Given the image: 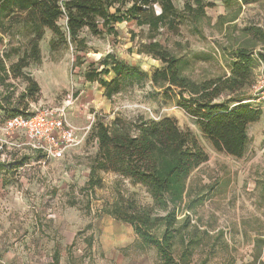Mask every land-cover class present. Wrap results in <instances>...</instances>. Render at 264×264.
I'll return each instance as SVG.
<instances>
[{"label": "trees", "instance_id": "1", "mask_svg": "<svg viewBox=\"0 0 264 264\" xmlns=\"http://www.w3.org/2000/svg\"><path fill=\"white\" fill-rule=\"evenodd\" d=\"M178 9L172 0H0V35H7L22 24L29 33L23 55L6 65L0 55V83L5 93L0 100V122L17 115H30L28 105L37 100L39 87L25 72L30 64L41 62L39 42L48 30L51 53L74 50L76 59L86 52L85 39L116 37V26L129 28L130 41L136 42V53L160 62L161 67L149 76L114 54H107L83 72L88 83H96L110 100L120 93L125 82L148 80L152 87L163 90L167 99H175L176 106L192 117L212 149L236 159L243 157L248 142L247 129L257 122L261 111L242 102L250 100L258 63L264 67V53L243 46L228 52V73L195 82L183 75L181 59L167 46L156 40L165 30L176 33L185 22L204 16L202 0H183ZM63 21V25L60 22ZM264 50V32L249 31ZM113 75L110 81L102 77ZM26 84L25 90L13 99L14 86L8 80ZM95 153L88 158V176L83 197L88 200L95 190L103 188V175L111 174L114 195L111 202L96 214L130 225L142 249L155 250L159 264H189L193 246L201 241L188 232L189 220L179 219L181 211H189L188 180L191 174L208 161L207 154L196 138L179 128L172 117L146 120L115 117L111 122L96 120L90 128ZM98 141V145L95 142ZM1 154V151H0ZM10 165L0 163V172ZM141 189L149 199L141 204L137 195L123 189L124 185ZM123 187V188H121ZM253 234V261L260 259L264 249V235L258 228ZM182 246L176 257V241Z\"/></svg>", "mask_w": 264, "mask_h": 264}, {"label": "rangeland", "instance_id": "2", "mask_svg": "<svg viewBox=\"0 0 264 264\" xmlns=\"http://www.w3.org/2000/svg\"><path fill=\"white\" fill-rule=\"evenodd\" d=\"M172 2L182 9L183 0ZM202 2L211 5L204 9V16L194 22H185L176 33L163 30L156 37L162 45L168 38L167 46L181 59L183 75L195 82L227 74L228 52L234 48L243 46L254 53H264L259 40L249 33L253 29L264 32V0ZM116 31V37L91 38L82 35L87 49L84 54H79L77 60L71 48L51 53L48 43L52 35L45 30L39 42L41 62L30 64L25 71L39 87L37 100L29 103L28 112H34L40 106H59L71 99L72 108L68 115L79 128L88 125L92 128L96 120L107 124L115 117L130 120L142 116L153 121L163 117L175 118L179 128L189 131L208 156V161L189 177L186 202H189L190 210L181 211L178 217L188 218L187 231L201 241L199 246H193L189 264H256L253 261V234L249 230L258 228L264 235V102L248 104L262 114L257 122L248 126V142L243 157L236 159L217 153L196 121L176 106L175 99L165 98L163 90L152 87L148 80L131 85L125 82L120 93L110 100L104 97V90L98 84L84 80L83 72L89 65L96 64L107 54H114L139 67L149 76L161 67L159 61L136 53V42L130 41L129 28L124 23L117 25ZM28 37V30L22 24L15 26L7 35H0V55H6L7 66L22 57ZM262 74L264 67L258 63L255 78ZM102 78L110 81L113 75ZM7 83L14 86L13 99L26 88V84L19 80L9 79ZM4 93L0 83L1 101ZM89 137L90 132L80 145L68 150L56 162L31 156L28 161L4 149L0 161L10 165L0 176L4 191L7 183L19 184L18 181L23 180L21 187L15 191H23L30 197L40 194L44 196L45 204L49 201L51 206L48 207L51 208H65L72 201L81 212H89L95 217L102 200L112 201L115 179L103 176V188L88 200L83 197L82 189L89 172L88 158L95 153ZM36 161H40V165ZM123 185L124 188H121L135 193L141 204L149 203L141 189ZM54 194L57 199H53ZM181 249L177 240L174 249L176 257ZM133 253L137 251L133 249ZM144 254L158 261L155 250L145 249ZM260 259L264 261V249Z\"/></svg>", "mask_w": 264, "mask_h": 264}, {"label": "crops", "instance_id": "3", "mask_svg": "<svg viewBox=\"0 0 264 264\" xmlns=\"http://www.w3.org/2000/svg\"><path fill=\"white\" fill-rule=\"evenodd\" d=\"M9 153L31 159L25 150ZM18 182L7 183L5 191L0 183V264H158L144 254L130 225L105 214H85L72 201L65 208L48 207L39 193L30 197L15 191L23 180ZM107 202L102 200L97 211Z\"/></svg>", "mask_w": 264, "mask_h": 264}, {"label": "built area", "instance_id": "4", "mask_svg": "<svg viewBox=\"0 0 264 264\" xmlns=\"http://www.w3.org/2000/svg\"><path fill=\"white\" fill-rule=\"evenodd\" d=\"M243 104L264 102V74L257 77ZM71 99L59 106H40L30 115H17L0 124V151L25 150L32 158L59 161L71 148L82 143L90 125L79 128L67 114ZM17 138V139H16Z\"/></svg>", "mask_w": 264, "mask_h": 264}, {"label": "water", "instance_id": "5", "mask_svg": "<svg viewBox=\"0 0 264 264\" xmlns=\"http://www.w3.org/2000/svg\"><path fill=\"white\" fill-rule=\"evenodd\" d=\"M95 144L98 145V141H96Z\"/></svg>", "mask_w": 264, "mask_h": 264}]
</instances>
